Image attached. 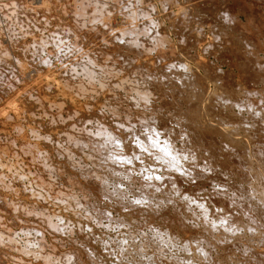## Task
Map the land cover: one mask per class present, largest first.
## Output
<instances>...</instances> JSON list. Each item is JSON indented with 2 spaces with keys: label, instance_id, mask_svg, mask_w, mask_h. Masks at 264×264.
Returning <instances> with one entry per match:
<instances>
[{
  "label": "clouds",
  "instance_id": "obj_1",
  "mask_svg": "<svg viewBox=\"0 0 264 264\" xmlns=\"http://www.w3.org/2000/svg\"><path fill=\"white\" fill-rule=\"evenodd\" d=\"M188 19L0 0V264H264V63L204 78Z\"/></svg>",
  "mask_w": 264,
  "mask_h": 264
},
{
  "label": "rangeland",
  "instance_id": "obj_2",
  "mask_svg": "<svg viewBox=\"0 0 264 264\" xmlns=\"http://www.w3.org/2000/svg\"><path fill=\"white\" fill-rule=\"evenodd\" d=\"M179 1H180L179 2L180 5H182L181 7H183L185 10L187 8V12H188V15H189V20L187 21V25L190 26V27L189 26L188 27L190 29H192L194 27H197V26L203 28V30H204L203 35L205 36V38L208 37V36H213L214 37L218 32H220V34H221V32H223V31H224V33H228L227 35H229L230 34L229 33L230 32L229 29L231 28L232 29V31H231L232 33H231V35H229V38H231V40L228 42V44L229 43H235L236 42L235 44H230V45L231 46H235L236 48L239 46V49H236L235 47H234L235 49L233 48V50H236L235 52H237L239 50L240 51L239 54L241 53V50L244 49V47H243L244 46V42L245 41H248V43H251L250 42L251 38L259 37L260 42L264 43V39H263L264 38V0H259V1L258 0H193L195 4H193V1L192 0H179ZM191 1H192V3H191ZM245 1H247V2H245ZM192 4L195 5V6H198V7L202 6L201 8H203V9L205 7L208 8V9L211 8L212 11H214V9L217 8V9H215V13H214V15L212 17V20L210 21L211 22L210 24L207 23L206 21H204L205 20L204 17H203L204 16L203 15L204 12L202 13V12H199L198 11V13H194V12H197V10H194L197 7L196 8H195V6L193 7ZM184 5H188V6L185 8ZM192 8H193V10H192ZM243 8H248V9H246L245 11H243L242 10ZM250 8H252V10H250ZM188 9L190 11H188ZM229 10H230V12H232V15L233 16L237 14L236 16L238 17V20L243 23V25H242L243 27H245L248 23L249 24L251 23V20H249V18H248L247 15H253L252 21L256 20L255 21V24H254V22H252L251 24H253V26H251V24L249 26L251 28L250 30H252V31H250L251 34H253V35L255 34V35L254 36H251L250 38L249 37L247 38V35L246 34L249 33V31H246L245 32V31L242 30V28L238 30V28H234V26L232 27L231 25H230L231 27L229 28L228 27L229 25L224 24L222 22L223 21V18H222L221 13H223V12L229 13ZM245 14H247V15H245ZM212 21H213V23H212ZM203 22H205V23H203ZM257 22H259L258 23V26H256ZM210 27H211V29L213 28L212 29L213 31L210 29ZM190 29H189V32L188 33H185V35L188 36V39H189V36H190V39H189V42L191 43L190 46H194L196 44V40H194L195 39V36H193L194 35V32H191ZM224 29H226V30H224ZM164 30L166 31V29H164ZM255 30H256V32H255ZM180 31H183V28L182 27L180 28ZM191 36H192V38H191ZM193 40L195 41V44H193ZM232 40H235V42L232 41ZM237 42H239V44ZM180 51L181 52H183V51L185 52L186 51L185 53H188L189 52V49L186 48V50H184V47L183 48L181 47ZM223 51L225 52V50H222L221 52H223ZM215 52L213 51V54H212L211 59H210V62L207 63V64H205V68L201 66L203 77H204V75H205V77L208 75L206 78L211 77V78H215V80H216V78L219 79V80L222 79L223 81L225 80L226 83L227 82H230V80H232L235 77L236 79H239L240 78L239 80L241 82H243L245 80V78H246V76H245L246 73L241 72L242 73L241 76H240L241 73H238V72L243 71V70H241V66L238 67L239 65H236L238 62H240V61H238L237 57L235 56L236 53L234 52V54H233V52L232 53L230 52L229 54H231V55H229V54H227V55L225 54L224 55L223 53L220 52V54L222 55V56H220V55H218L219 51H218V53H217V51H215ZM258 53H259L260 59L262 57H264V47ZM215 54L218 55V57L219 56L220 57L218 58ZM230 56H232V58ZM225 58L228 60V62H227V60L226 61L224 60ZM221 59H223V61ZM230 59L233 60V61L231 60V62L233 64H230L229 63L230 62L229 61ZM236 59H237L238 62L236 61ZM240 63H238V64H240ZM234 64H235V66H234ZM219 66L222 67V68H224V70H225L223 76H221L218 73H216V68L219 67ZM237 67L240 68V70L237 69ZM229 69H230V71H229ZM241 78L243 79V81H242ZM161 119L164 120V118H161ZM162 123H164V122L162 121ZM211 178L212 177H210L209 179H211ZM197 184H198V186L196 185L197 188L198 187H201L203 185L204 186H207V182L205 183V181H203V183L198 182ZM194 186L195 185L192 186L193 189L196 188Z\"/></svg>",
  "mask_w": 264,
  "mask_h": 264
},
{
  "label": "bare ground",
  "instance_id": "obj_3",
  "mask_svg": "<svg viewBox=\"0 0 264 264\" xmlns=\"http://www.w3.org/2000/svg\"><path fill=\"white\" fill-rule=\"evenodd\" d=\"M193 1V0H192ZM192 1H191V3H192ZM259 1V0H258ZM35 2L36 3H39L40 2V0H35ZM180 2V1H179ZM190 2V1H189ZM245 2H247V1H245ZM253 3V2H252ZM193 4H195L194 3V1H193ZM192 4V5H193ZM211 4V3H210ZM190 5V4H189ZM191 5V6H192ZM182 6V5H181ZM188 5H184V7L186 8ZM195 5H193V7H194ZM198 9H197V8ZM202 6H200V7H198V6H195V8L196 9H194V10H197V12H194V13H198V11L199 12H204L203 13V17H204V21H206L207 23H211L210 21L212 20V17H213V15H214V13H215V9H217V8H215L214 9V11H212L211 10V8L210 9H208V8H201ZM204 7V6H203ZM246 7V6H245ZM251 7V6H250ZM189 8V7H188ZM246 9H248V8H243L242 10L243 11H245ZM192 10H193V8H192ZM250 10H252V8H250ZM186 11H187V8H186ZM188 11H190L189 9H188ZM255 11V10H254ZM248 13V12H247ZM229 17L232 19V20H234L235 21V24H231V26L233 27L234 26V28H238V30L239 29H241L242 28V30L243 31H249V33H247L246 35H247V38L249 37H251V36H254L253 34H251V32L250 31H252V30H250L251 28H250V24L252 23V22H254V24H255V21L256 20H254V21H252V17H253V15H247V14H245V15H247L248 16V18H249V20H251V23L249 24H247L245 27H243L242 25H243V23L241 22V21H239L238 20V17L236 16V15H232V12H230V10H229ZM201 16V15H200ZM251 16V17H250ZM192 17V16H191ZM216 17V16H215ZM214 17V18H215ZM217 18V17H216ZM223 18V17H222ZM189 20V19H188ZM203 20V19H202ZM241 22V23H240ZM190 23V22H189ZM192 23V22H191ZM197 23V22H196ZM203 23H205V22H203ZM212 23H213V21H212ZM258 23L259 22H257V24H256V26H258ZM192 25V24H191ZM196 25V24H195ZM194 25V26H195ZM199 25V24H198ZM189 26V25H188ZM224 26V25H223ZM230 25L228 26L229 28L231 27ZM251 26H253V24H251ZM190 27V26H189ZM199 27V26H198ZM217 28V27H216ZM258 28V27H257ZM190 29V28H189ZM208 29V28H207ZM210 29H211V27H210ZM213 29V28H212ZM211 29V30H212ZM215 29V28H214ZM231 29V28H230ZM229 29V35H231V31H232V29L230 30ZM191 30V29H190ZM222 30V29H221ZM224 30H226V29H224ZM237 30V29H236ZM162 31H165L164 29H162ZM213 31V30H212ZM258 31V30H257ZM192 32V31H191ZM226 32V31H225ZM255 32H256V30H255ZM217 33V32H216ZM234 33V32H233ZM215 34V33H214ZM218 34H220V32H218ZM228 33H224V31L223 32H221V41L218 43V44H214V52L215 51H217V53H218V51H219V53H218V55H220V56H222L221 54H220V52L222 51V50H225V52L223 51V52H221V53H223L224 55L226 54H229L230 52L232 53L233 52V54H234V52L236 51V50H233V48L235 47V46H231L230 44H235L236 42H235V40H232V41H234L235 43H229L228 44V42L231 40V38H229V35H227ZM250 36H249V35ZM257 34V33H256ZM228 37H227V36ZM234 35V34H233ZM193 36H195V33H194V35ZM232 37V36H231ZM191 38H192V36H191ZM189 39H190V36H189ZM264 39V38H263ZM195 40V39H194ZM193 40V44H195V41ZM249 40V39H248ZM231 41V42H232ZM248 42V41H247ZM250 42H251V44H253V47H254V52H253V55H249V53H248V51L245 49V47H244V49H242L241 50V53L239 54V50L237 51V52H235L236 54H235V56L237 57V59H238V61H240V62H238L237 61V59H236V61L238 62V63H240V64H236V65H239L238 67H240L241 66V70H243V71H240V72H238V73H241V72H244V73H246V78H248V79H254V78H256L258 75H259V73L257 72V69L254 67V65H255V63H256V61L257 60H260L262 63H264V59H262V58H264V57H262L261 59H260V56H259V51L260 50H262V48L264 47L263 45H264V43H262V42H260V39H259V37H256V38H251V40H250ZM238 44H239V42H237ZM190 45H191V43H190ZM237 46V45H236ZM263 46V47H262ZM183 48V47H182ZM236 48V47H235ZM234 48V49H235ZM181 49V48H180ZM236 49H239V46L236 48ZM184 50H186V48H184ZM184 52V51H183ZM186 52V51H185ZM263 52V51H262ZM216 53V52H215ZM216 55V54H215ZM218 55H216L217 57H218ZM229 55H231V54H229ZM228 55V56H229ZM219 56V57H220ZM218 57V58H219ZM231 58H232V56H230ZM222 58V57H221ZM229 58V57H228ZM222 61H223V59H221ZM225 61L227 60L226 58L224 59ZM231 60L232 59H230L229 61V63L230 64H233L232 62H231ZM221 61V62H222ZM224 61V62H225ZM233 61V60H232ZM227 62H228V60H227ZM202 67H204L205 68V64H202L201 65ZM233 66V65H232ZM234 66H235V64H234ZM244 66V67H243ZM220 67V66H219ZM237 67V69H239L240 70V68H238ZM247 67V68H246ZM232 69V68H231ZM206 70V69H205ZM214 71V70H213ZM229 71H230V69H229ZM242 75V73L240 74V76ZM208 76V75H207ZM206 76V77H207ZM214 76V75H213ZM244 76V77H245ZM204 77H205V75H204ZM205 77V78H206ZM220 78V77H219ZM227 78V77H226ZM245 78V79H246ZM214 80H215V78H213ZM217 79V78H216ZM240 79V78H239ZM242 79V78H241ZM220 80H222V79H220ZM225 81V80H224ZM229 81V80H228ZM231 81V80H230ZM242 81H243V79H242ZM161 118H163L162 116H161ZM162 120V119H161ZM164 123H161V126H164V124H165V121L164 120H162ZM207 181H205V183H206ZM201 183H203V182H201ZM202 185V184H201ZM200 185V186H201ZM197 186H198V184H197ZM204 186V185H203ZM194 187H196V185L194 186ZM197 188V187H196ZM219 202V201H218Z\"/></svg>",
  "mask_w": 264,
  "mask_h": 264
}]
</instances>
